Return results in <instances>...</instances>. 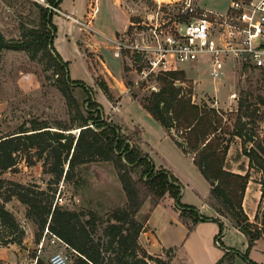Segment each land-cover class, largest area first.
<instances>
[{"label": "trees", "instance_id": "trees-1", "mask_svg": "<svg viewBox=\"0 0 264 264\" xmlns=\"http://www.w3.org/2000/svg\"><path fill=\"white\" fill-rule=\"evenodd\" d=\"M42 1L45 5L34 3L38 26L23 27L18 41H8L0 33V51L24 52L31 61H38L46 71H52L54 86L65 101L70 121L49 125L31 120L0 137V247L23 243L25 231L6 208L7 203L16 199L25 208V219L37 228L35 242L46 230L45 235L54 236L72 251L68 264H171L175 248L164 250L162 256H151L138 244L139 234L145 230L144 221L137 217L139 209L147 199L158 204L167 195L180 217L189 219L192 225L217 223L219 232L215 240L224 251L217 264L231 263L235 258L257 264L248 256L255 243L264 238V137L255 133L258 110L254 106L250 109L247 95L238 101L231 130L223 123L221 113L191 102V91L183 86L187 82L183 71L159 73L158 88L140 101L141 107L159 123L182 154L192 157L193 164L210 186L209 204L246 238L247 248L241 253L221 243L224 226L219 218L204 217L196 208L183 204L182 185L173 174L164 168L154 169L149 155L131 144L118 125L103 117L101 106L92 97V89L69 79L67 62L53 46L56 27L52 18L63 0ZM95 85L112 102L105 82L97 79ZM74 87L85 95L83 103L87 107H79L73 96ZM74 130L78 133L74 134ZM226 136L240 140L241 153L248 160V170L243 175L225 167L231 141L225 140ZM19 159L27 166L41 162L42 173L50 176L45 190L36 184L23 185L1 177ZM92 163L113 166L126 198L124 204L104 218L83 206L69 210L55 204L58 185L73 183L78 190L77 169ZM250 170L261 175L254 222L249 221L242 206ZM136 173L138 177L133 178ZM34 264H49V258L47 262L36 258Z\"/></svg>", "mask_w": 264, "mask_h": 264}, {"label": "rangeland", "instance_id": "rangeland-1", "mask_svg": "<svg viewBox=\"0 0 264 264\" xmlns=\"http://www.w3.org/2000/svg\"><path fill=\"white\" fill-rule=\"evenodd\" d=\"M178 1L63 0L59 9L54 10L52 23L56 27L53 46L63 61L67 62L69 79L92 89V97L101 106L103 117L118 125L131 144L138 145L149 155L154 169L164 168L182 173V166L177 160L181 153L165 130L140 105L142 98L158 88V74H148L144 58L140 59L137 54L124 49L119 50L115 43L123 35L133 32L134 28L137 32L147 31V24L158 22L171 26L178 19ZM197 1L198 6L212 12H222L231 2ZM34 3L45 5L42 0H0V33L6 40L18 41L23 27L38 26V11ZM113 6L120 7L129 18V25L124 32L115 35L112 34V28L117 23L109 18V11ZM174 67V71H183L185 74L187 82L183 86L188 87L186 90L190 89L191 102L221 113L223 123L229 130L232 129L240 97L247 95L250 109L254 106L260 112L255 122V133L264 137L261 113L264 106L261 104L264 101V76L258 71L249 68L244 70L228 59L224 63L222 76L214 80L210 76V64L206 57L194 64ZM54 79L52 71H46L38 61H31L26 53L0 51V137L15 132L20 125L31 120L49 125L66 124L70 121L67 106L54 86ZM97 79L104 81L109 88L112 102L95 85ZM72 92L79 107H87L83 103L85 95L81 89L74 87ZM230 95H235V99H230ZM77 132L73 131L74 134ZM225 140H231L225 167L245 169L248 161L241 153L240 140L230 139L229 136ZM136 174L133 178L138 177ZM1 177L23 185L36 184L43 190L50 180L49 175L42 173L41 162L27 166L22 159ZM252 178L254 181L257 179L254 175ZM75 182L79 183L78 190H75L73 183H60L56 188L55 195L62 197L63 208L76 210L83 206L104 218L108 212L122 205L120 184L109 163H92L79 167ZM184 199L189 198L186 196ZM251 207L247 203L244 212L249 214V217L246 214L249 221L254 222L256 210L252 216ZM6 208L24 229L25 237L21 246L0 247V264H34L36 258L47 262L56 253L65 255L68 263L72 260V251L63 242L49 234L45 235V232L35 242L37 228L25 219V208L16 199L7 203ZM263 250L264 238L254 248L252 260H259L264 264ZM251 257L248 256L249 259Z\"/></svg>", "mask_w": 264, "mask_h": 264}, {"label": "built area", "instance_id": "built-area-1", "mask_svg": "<svg viewBox=\"0 0 264 264\" xmlns=\"http://www.w3.org/2000/svg\"><path fill=\"white\" fill-rule=\"evenodd\" d=\"M178 2V19L171 26L157 22L147 24L145 32L134 28L115 42L117 48L144 58L148 74L174 71V66L194 64L206 57L214 80L222 76L228 59L239 68L256 70L264 76V0H231L224 13L209 12L196 0ZM229 98L233 100L235 95ZM261 113L264 124V106ZM55 204L63 205L62 197L56 196ZM49 264H68V258L56 253Z\"/></svg>", "mask_w": 264, "mask_h": 264}, {"label": "crops", "instance_id": "crops-1", "mask_svg": "<svg viewBox=\"0 0 264 264\" xmlns=\"http://www.w3.org/2000/svg\"><path fill=\"white\" fill-rule=\"evenodd\" d=\"M199 7L203 8L200 5ZM228 7L229 4L222 12L216 13H224ZM109 18L117 23V26L112 28L113 35L124 32L129 25V18L120 7L113 6L109 11ZM178 151L181 154L180 156H177V160L180 163V166H182L180 168L183 171H186V173H183V171L182 173H177L170 169H168V171H170L182 185L181 202L196 208L199 214L204 217L219 218L224 225V231L221 237V243L223 246L243 253L247 248L246 238L232 226L229 220L219 216L215 209L209 204V184L204 180L196 166L193 164L192 157L182 154L179 149ZM247 164L248 163L246 162V165L244 166L245 169L243 170L233 168L230 170L234 173L243 175L248 170ZM249 174L250 179L244 192L242 206L244 209L245 205L250 203L252 205L251 211L253 216L260 200L261 175L252 170L249 171ZM252 175L257 177L255 181L253 180ZM120 191V202L121 204H124L126 198L121 187ZM186 196H188V200L184 199ZM246 214L249 217V214ZM137 217L144 221L145 226V230L139 234L138 244L151 256H162L164 250L175 248L176 255L171 264H217L224 255L223 249L215 240V237L219 232L217 223L204 222L192 225L189 219L185 220L180 217L179 212L174 208L173 200L168 196H165L158 204L147 199L139 209ZM188 226H191L190 230ZM259 241H262V239L255 243V246L250 251V257L254 252V248H257ZM262 253L264 254V250ZM252 259L254 258L251 257V261L257 264H262V261L258 260L256 262ZM221 264L247 263L240 258H235L231 263L223 262Z\"/></svg>", "mask_w": 264, "mask_h": 264}, {"label": "water", "instance_id": "water-1", "mask_svg": "<svg viewBox=\"0 0 264 264\" xmlns=\"http://www.w3.org/2000/svg\"><path fill=\"white\" fill-rule=\"evenodd\" d=\"M78 133V132H77Z\"/></svg>", "mask_w": 264, "mask_h": 264}]
</instances>
